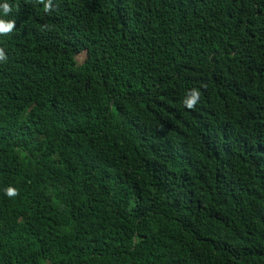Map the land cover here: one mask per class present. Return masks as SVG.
I'll list each match as a JSON object with an SVG mask.
<instances>
[{
  "label": "trees",
  "instance_id": "obj_1",
  "mask_svg": "<svg viewBox=\"0 0 264 264\" xmlns=\"http://www.w3.org/2000/svg\"><path fill=\"white\" fill-rule=\"evenodd\" d=\"M0 22V264H264V0Z\"/></svg>",
  "mask_w": 264,
  "mask_h": 264
},
{
  "label": "clouds",
  "instance_id": "obj_2",
  "mask_svg": "<svg viewBox=\"0 0 264 264\" xmlns=\"http://www.w3.org/2000/svg\"><path fill=\"white\" fill-rule=\"evenodd\" d=\"M5 11H7V5H4ZM0 28L3 30L7 31L12 28V23L11 22H0Z\"/></svg>",
  "mask_w": 264,
  "mask_h": 264
},
{
  "label": "rangeland",
  "instance_id": "obj_3",
  "mask_svg": "<svg viewBox=\"0 0 264 264\" xmlns=\"http://www.w3.org/2000/svg\"><path fill=\"white\" fill-rule=\"evenodd\" d=\"M79 57H80V60H83V58H84V53H83V54H80Z\"/></svg>",
  "mask_w": 264,
  "mask_h": 264
}]
</instances>
